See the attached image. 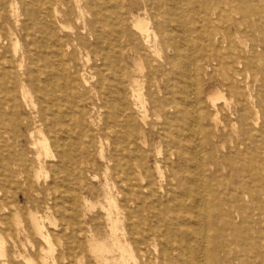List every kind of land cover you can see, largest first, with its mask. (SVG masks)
Returning <instances> with one entry per match:
<instances>
[{
  "label": "bare ground",
  "instance_id": "6f19581e",
  "mask_svg": "<svg viewBox=\"0 0 264 264\" xmlns=\"http://www.w3.org/2000/svg\"><path fill=\"white\" fill-rule=\"evenodd\" d=\"M241 2L0 0V225L6 227L4 239L0 237V257L6 243L13 262L36 264L28 249L34 250L35 244L20 213L12 224L8 191L22 183L31 185L30 176L38 183L37 173L45 171L44 192L72 203L70 217L76 222L65 223L64 231L71 230L75 247H67V256L73 249L90 264L91 259L95 264H108L111 259L125 263L128 258L135 263L128 246L135 238L128 226L133 225L130 218L134 212L147 211L163 227L167 225V230L184 229L187 236L178 239L179 255L186 263L197 259L198 238L207 225L208 213L207 206L199 204L205 202L204 189L198 183L206 170L200 159L203 133L208 139L216 137L220 117L225 115L231 119V131L240 128L247 136L236 143L235 158H243L260 142L254 132L264 109V50L237 40L229 24L241 26L242 20L254 17L256 22V15L240 6ZM259 30L264 33L261 27ZM144 63L149 69L173 72L176 78L172 94L166 98L173 110L168 112L158 99L159 112H155L153 124L148 122L142 92ZM108 67L122 68L115 91L118 100H112L118 110L116 124H110L111 111L98 88L102 81L106 83L102 71ZM206 78L213 83H206ZM154 86L158 90L159 82ZM92 94L97 105L89 112L86 107ZM21 106L32 111L34 121L19 114ZM14 123L24 124L28 130V157L14 151L20 141ZM148 129L170 136L167 156L180 161L183 175L174 169L165 173L158 165L157 182L148 173L144 166L149 153ZM121 132L122 169L118 172L116 146ZM89 148L100 150L104 167L105 178L99 184L105 204L101 203L99 218L106 224L105 238L87 226L91 208L86 198L84 219L78 218L73 205L75 184L82 190L87 179L83 175L91 176L96 163ZM105 148L109 156H102ZM32 169L36 173L32 174ZM108 171L116 177L121 201L109 184ZM240 173L249 174L243 169ZM159 215L165 219L160 220ZM172 217L174 224H169ZM29 219L35 235L48 242L45 224L49 215L31 211ZM167 239L169 249H160L156 238L149 246L158 256L157 264H172L176 238L170 235ZM136 251L137 264H151L146 251L137 247ZM41 261L47 264L45 256Z\"/></svg>",
  "mask_w": 264,
  "mask_h": 264
},
{
  "label": "rangeland",
  "instance_id": "374dc122",
  "mask_svg": "<svg viewBox=\"0 0 264 264\" xmlns=\"http://www.w3.org/2000/svg\"><path fill=\"white\" fill-rule=\"evenodd\" d=\"M241 4L243 7L253 11L256 15V22L252 21L254 17L251 20H242L243 25L241 26L231 22L229 24L233 32L237 35V40H242L246 45H252L261 52L264 50V33H261L259 28L261 27L264 31V0H242L240 6ZM205 8L207 9L208 6ZM157 17L158 16L155 17L156 20H158ZM114 68L115 69L112 70L108 67L102 71V76L105 77L106 83L105 81L101 82V84L104 85V89L100 86L101 84L98 86L99 91L104 95L107 106L111 111L109 116L110 124L118 123L119 118L118 110L117 108L114 109L112 100L114 102L118 100L115 91L119 88V83L117 81L119 80L120 73L118 75V72L122 70V68ZM144 69L142 81H145L142 82V85L145 92L143 90L142 92L144 95L148 122L153 124L155 120L157 121L155 112H159L156 103L158 99L164 102L168 112H172L173 108L168 104L166 98L172 94V89L176 85V78L173 72L163 69H149V66L145 63ZM102 76L100 73L98 75L99 79ZM215 79L216 77H214V80ZM94 80L93 82L96 83L97 79ZM214 80L206 78L205 82L208 83L210 81L212 84ZM155 81L160 84L158 90L155 89ZM111 95H113L112 98L110 97ZM226 96L228 97V94ZM95 99V96L92 94V102L88 103L86 107L89 112L92 105H97ZM247 112L251 116V113H249V111ZM19 114L28 115L32 120L34 117L32 111L27 110L23 106H21ZM230 120L231 119L225 115L220 117V126L216 137L208 139L207 134L203 133L202 145L200 146V159L206 170L203 179H199L200 181H198V183H201L200 185H202L204 189L205 202L200 201L199 204L200 206H207L208 213L206 215L207 225L198 238V245L200 244L202 247L199 246L198 248L197 259L193 260L192 263H186L182 255H179L181 248L178 239L180 240V238L187 236L184 229L167 230V225L163 227V224L151 218L152 213L147 211H136L134 212V216L130 218L133 220V225L128 226V229L132 231L135 238V241H130V245H128L130 249H132L131 252L135 254L134 258L136 259L133 261L135 263H132V258L131 260L128 258L129 260L125 263L111 259L109 260L110 263L107 262L108 264H137L139 259L136 247L140 251L147 252L151 264H157L155 258L158 256L153 254L149 246H151L153 238H156L160 249H169L167 238H169L170 235H174L176 238L172 242V264H264V157L261 158V156H264V109L262 115L261 113L259 115L258 125L254 132L255 138L260 139V142L257 146H251L250 153L244 155L243 158H235V145L237 142L240 143L246 140L247 136L240 128H236L237 131H231ZM14 125L20 135V141L14 151H19V153L28 157L30 156L28 152V130L25 128L24 124L14 123ZM117 129L119 130V125H117ZM146 136L149 153L145 156L144 166L154 180H156V182L158 180L155 172L157 165L165 173L174 169L183 175L184 169L180 161L177 159H168L167 154L171 151L172 143L170 136L168 134L159 133L157 129H148ZM116 149L117 158L119 160L116 171L119 172L122 169V132L119 134ZM99 151L100 150H96L95 148L88 149L89 154L96 160V163L91 176H87L88 173L83 175V177H87L82 183L83 189L79 190L80 186L75 184L73 205L78 213V218L84 219L86 206L83 198H86L89 202V209L91 208L85 220L87 226L90 227L99 238H105L108 235L105 227L106 224L102 218H99V216L102 215L99 209L101 203L105 204L99 184V180L105 178L103 176L104 167L99 160ZM158 151H160L159 154ZM103 153L104 155L102 156H109L110 154L106 148ZM242 169L248 171L249 174L243 176L240 173ZM33 173H36L34 169H32V174ZM39 173H37L39 184L36 183L34 177L30 176L31 185L22 183L14 187L12 192L8 191L7 204L12 224L14 223L15 225L16 213H20L23 217L24 226L29 232L32 242L35 244L34 250H31L30 247L28 249L31 256L35 259L36 264H43L41 261L43 256L47 258V264H90L88 259L79 257L77 255L78 252L75 253L73 249L68 253V256L66 255L69 245L75 247L71 230L64 231L65 223L69 222L75 224L76 222L70 217L72 203L64 202L58 198V195L54 196L51 195L50 192H44V188L47 185L45 183L47 173L45 171L41 172V174ZM238 173H240L241 176H239ZM94 176H97L98 180L93 179L92 177ZM107 177L110 186H114V193L118 200L121 201L122 197L118 194L119 186L117 185L116 177L113 176V172L108 171ZM166 183L165 180L164 184ZM166 187L170 188L169 184H167ZM152 200L156 199L152 198ZM1 206H3V203ZM31 211L34 213L38 212V215L41 216H45L46 214L49 215L50 221L45 224L47 235H49L48 242L40 240L35 235L29 219V212ZM154 212L157 213L158 211ZM0 216L2 217L3 214L0 213ZM158 218L160 220L162 218V220L165 219L162 215H159ZM173 219L172 217V220H169V224H174ZM189 219L193 220L191 217ZM158 227H160V229H158ZM5 229V225H0V232L2 233L0 237L2 239L5 237ZM86 235L88 236V234ZM85 241L87 242V240ZM86 247L85 245V250ZM2 251L0 257L2 264H25L23 261H12L8 244H4ZM91 262L95 264L93 259H91Z\"/></svg>",
  "mask_w": 264,
  "mask_h": 264
}]
</instances>
